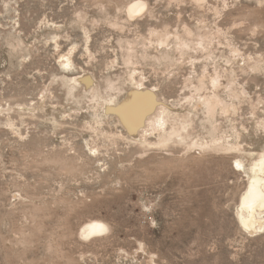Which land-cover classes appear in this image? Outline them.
<instances>
[{
	"label": "rangeland",
	"instance_id": "1",
	"mask_svg": "<svg viewBox=\"0 0 264 264\" xmlns=\"http://www.w3.org/2000/svg\"><path fill=\"white\" fill-rule=\"evenodd\" d=\"M138 86L186 140L104 115ZM263 150L264 0H0V264H264Z\"/></svg>",
	"mask_w": 264,
	"mask_h": 264
},
{
	"label": "bare ground",
	"instance_id": "2",
	"mask_svg": "<svg viewBox=\"0 0 264 264\" xmlns=\"http://www.w3.org/2000/svg\"><path fill=\"white\" fill-rule=\"evenodd\" d=\"M136 10L137 11L140 10L138 3H135L130 7L131 12L133 11L134 13V11ZM161 43L164 42L161 41ZM170 56L171 55H169V57ZM62 66L64 69H72V67L74 66V62L73 59H71V56H68L65 61H62ZM87 75L86 76L84 75L83 77L77 76L80 79H76V82H80L79 80L81 81L83 80L86 82L87 85H89L91 83V78L88 77ZM216 81L218 82V80ZM140 82L141 81H139V83ZM137 85L139 84L137 83ZM142 85L144 84L140 83V86ZM140 86H138L139 88L133 89L130 93H128V96L126 98L124 97L125 99L123 98L124 100L122 99L121 103L116 104L113 101H109L108 99H104L101 97L102 99L100 100V104H101L100 106L104 111V115H109L111 113H113V115L116 114L120 119V121H122V124L126 125V127L128 128L129 132L133 135V137L138 136L140 129L145 130L146 134L148 133V131L149 132L158 131L160 133L159 141L153 142L152 144L165 146L172 141L179 142L186 140V138L188 137V133L186 132L184 123L182 124V126L175 127L172 130L168 131V127H167L168 118L162 116L163 108L160 106L158 107L159 100L157 94L154 92V90H152V88H150L149 90L142 88L143 86L142 87ZM205 96L207 97L206 94ZM208 102L210 103L211 107H214L217 103H219V100L218 97L213 95L212 97L208 98ZM165 105L168 106L167 104ZM185 118H189V117L186 116ZM145 132L143 134H145ZM235 162L238 164V166L246 169L249 175V181H248L249 184L246 192L243 194L241 198V204L238 209L239 221L247 229H257V230L261 228L263 229L264 228V150L259 154V156L252 159L250 164H248V158L243 156L241 157L239 156ZM93 225L102 226V228L101 227L94 228ZM107 230H109L108 223L100 219H92L83 226L81 230V234L83 236H91V235L103 233Z\"/></svg>",
	"mask_w": 264,
	"mask_h": 264
},
{
	"label": "snow or ice",
	"instance_id": "3",
	"mask_svg": "<svg viewBox=\"0 0 264 264\" xmlns=\"http://www.w3.org/2000/svg\"><path fill=\"white\" fill-rule=\"evenodd\" d=\"M250 191H251V190H250ZM93 227H94V228H97V227H101V228H102V226H97V225H93Z\"/></svg>",
	"mask_w": 264,
	"mask_h": 264
}]
</instances>
